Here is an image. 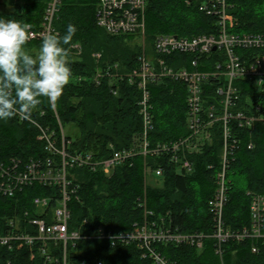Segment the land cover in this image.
<instances>
[{
	"label": "trees",
	"instance_id": "16d2710c",
	"mask_svg": "<svg viewBox=\"0 0 264 264\" xmlns=\"http://www.w3.org/2000/svg\"><path fill=\"white\" fill-rule=\"evenodd\" d=\"M226 1L229 4L227 14L231 18L228 31L264 32V0ZM199 2L146 0V45L151 44L152 50L153 39L159 33L190 36L215 32L214 18L198 10ZM46 3L47 0H0V5L11 7L10 13L0 11V16L31 23L32 31H37L43 21ZM96 3L97 0H60L52 21V33L63 35L69 23L75 25L77 32L74 44H79L80 51L76 52L74 48L71 51L69 66L73 76L63 96L56 103L42 99L32 116L57 133L58 122L62 128L67 126L66 137L71 141V148L100 152L108 143L117 148L129 145L132 135L141 129L137 105L140 95L136 86L127 81L117 82L118 91L113 94L109 79L95 85L92 74L96 69L114 62L120 63L123 71L131 70L137 65L141 44L129 45V41L136 36L134 34L110 35L99 27L96 24ZM41 42L42 38L36 37L29 41L26 48L31 54L37 55ZM96 52L100 53L99 58L93 55ZM180 55L172 57L181 60L186 58ZM167 57L164 59L171 64L170 57ZM149 90L154 119L151 144L185 136L188 133L185 85L164 79L150 84ZM241 94L240 105L245 103L248 95H253L251 85L246 86ZM258 100L264 104V92L261 97L256 95L255 101ZM40 111L44 112L41 116ZM248 133L249 130L241 132L242 139L228 171V200L223 212L225 224L230 229L249 226L250 197L247 191L264 195V127H256L253 136L250 135L253 149H247ZM36 135V126L28 121L21 122L17 117L0 120V162L6 163L10 158L23 162L45 157L47 152ZM220 152L221 141L215 137L199 152L189 154L193 163L190 173L179 171L167 155L148 156L145 163L142 157L137 156L115 167L108 176L86 168L72 169L80 184L81 201L72 199L69 203L72 213L70 226H77L86 218L88 223L81 227L84 233L98 226L112 231L129 230L134 223L144 218V208L138 204L140 198L145 200V207L151 210L148 217L156 223L180 232L210 233L213 224L207 201L214 191V174L219 166ZM144 165L152 169L161 166L162 174L145 182ZM47 193L45 188L34 185L24 187L11 197L0 195V234L5 232L7 219L11 216H22L24 211L33 214L32 197ZM254 243L259 245L257 252L251 251ZM222 248L220 260L214 252L212 238H206L200 250L183 244L157 246L175 264H264V246L255 239L239 242L228 240ZM75 250L76 255L71 252L70 257L87 262L98 258L103 264H153L150 259L141 256L135 243L119 247L111 246L106 240L85 238L78 241ZM6 261L10 264H44L38 253L31 258L25 248L8 250L6 246H0V264Z\"/></svg>",
	"mask_w": 264,
	"mask_h": 264
},
{
	"label": "built area",
	"instance_id": "2783aa9c",
	"mask_svg": "<svg viewBox=\"0 0 264 264\" xmlns=\"http://www.w3.org/2000/svg\"><path fill=\"white\" fill-rule=\"evenodd\" d=\"M59 3L60 0H47L43 21L37 31H32V39L54 32L52 21ZM145 7L146 0H97L96 24L99 27L110 35L140 36L142 44L136 58L137 65L131 70L123 71L122 65L114 62L96 69L92 74L95 85L109 79L113 94L118 91L116 83L119 81L136 86L140 95L137 105L141 129L132 135L129 145L117 148L108 143L100 152L78 150L70 147L71 141L59 122L57 133L40 124L32 115L30 118L16 116L19 121H28L36 126V138L43 143L47 155L23 162L17 158L0 162V195L11 197L24 187L34 185L45 188L48 193L32 197L33 214L24 211L22 216L7 219L6 230L0 234V246H6L8 250L25 248L31 258L38 253L44 264H103L98 258L87 262L70 257L71 252L76 255L78 241L85 238L106 240L111 246L119 247L135 243L141 256L150 259L153 264H175L157 249L159 244H183L200 250L205 239L212 238L214 252L220 260L222 246L228 240L239 242L250 238L264 246V195L247 191L250 197L248 227L230 229L225 224L223 212L228 200V171L240 145L241 132L249 130L247 149H253L252 132L258 126L264 127V104L255 101L256 95L261 97L264 92V32H230L227 1L200 0L198 10L214 18L215 32L190 36L159 33L155 35L149 52L144 41ZM74 45L73 48L79 52V44ZM176 54L186 58L172 57ZM93 55L100 57L98 52ZM165 56L170 57L171 64L166 62ZM164 79L185 85L188 133L152 145L150 134L154 130V119L149 85ZM248 85L253 88V95H248L245 103L240 105L241 93ZM39 114L41 116L44 112ZM215 137L221 141V152L214 174V191L207 201L213 224L210 233L180 232L164 227L148 217L151 210L140 198L138 204L144 208V218L129 230L112 231L98 226L84 233L81 227L88 223L86 218L79 225L70 226L72 213L69 203L72 199L81 201L80 184L72 169L86 168L108 176L115 167L137 156L142 157L145 163L148 156L167 155L179 171L190 173L193 163L188 155L199 152ZM161 174V166L152 169L144 165L145 181L149 180L148 176ZM258 249V243L251 245L252 252Z\"/></svg>",
	"mask_w": 264,
	"mask_h": 264
},
{
	"label": "clouds",
	"instance_id": "9594fccd",
	"mask_svg": "<svg viewBox=\"0 0 264 264\" xmlns=\"http://www.w3.org/2000/svg\"><path fill=\"white\" fill-rule=\"evenodd\" d=\"M33 25L16 18L0 16V120L16 116L30 118L47 99L56 103L72 81L70 54L77 28L69 23L63 35L42 37L37 55L26 46Z\"/></svg>",
	"mask_w": 264,
	"mask_h": 264
},
{
	"label": "rangeland",
	"instance_id": "374dc122",
	"mask_svg": "<svg viewBox=\"0 0 264 264\" xmlns=\"http://www.w3.org/2000/svg\"><path fill=\"white\" fill-rule=\"evenodd\" d=\"M0 11H5L6 13H10L11 12V7H9V6H4L3 4H1L0 5ZM10 11V12H9ZM136 44H142V41H141V37L140 36H135V37H133L132 38V40H130L129 41V45H131V46H134V45H136ZM146 44V43H145ZM145 48H147L148 49V51H150L151 50V44H147L146 46H145ZM64 129V131L67 133V129H68V127L66 126L65 128H63ZM148 178H149V180L148 181H152V177L151 176H148ZM144 181H145V179H144ZM145 182H147V181H145Z\"/></svg>",
	"mask_w": 264,
	"mask_h": 264
},
{
	"label": "water",
	"instance_id": "95a60500",
	"mask_svg": "<svg viewBox=\"0 0 264 264\" xmlns=\"http://www.w3.org/2000/svg\"><path fill=\"white\" fill-rule=\"evenodd\" d=\"M214 49V48H213Z\"/></svg>",
	"mask_w": 264,
	"mask_h": 264
}]
</instances>
